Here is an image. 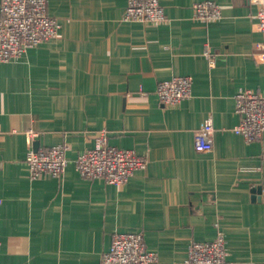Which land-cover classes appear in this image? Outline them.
Wrapping results in <instances>:
<instances>
[{
	"label": "crops",
	"instance_id": "0c3cea01",
	"mask_svg": "<svg viewBox=\"0 0 264 264\" xmlns=\"http://www.w3.org/2000/svg\"><path fill=\"white\" fill-rule=\"evenodd\" d=\"M197 1L159 0L165 20L145 23L122 19L126 0H48L58 35L0 61V264H99L114 231L142 233L150 264H188L189 243L217 230L231 264H264V134L231 129L237 91L264 95L258 4L214 0L221 16L203 21ZM175 75L192 78L190 95L162 105L157 83ZM100 128L146 160L123 185L74 168ZM29 130L35 148L64 144L61 178L28 177Z\"/></svg>",
	"mask_w": 264,
	"mask_h": 264
},
{
	"label": "built area",
	"instance_id": "2783aa9c",
	"mask_svg": "<svg viewBox=\"0 0 264 264\" xmlns=\"http://www.w3.org/2000/svg\"><path fill=\"white\" fill-rule=\"evenodd\" d=\"M258 4L256 29L263 35L255 42L257 60L264 65V0H249ZM48 0H0V61L18 58L27 48L58 35L60 23L47 12ZM196 18L209 21L221 16V8L214 0H199L192 6ZM123 20L145 23H160L165 20L159 0H126ZM209 65L213 58L208 51ZM192 78L175 75L160 80L155 88L158 101L165 106L178 103L188 97ZM234 111L238 122L232 131L245 140H258L264 134V95L250 88H240L234 96ZM215 128L210 117L194 131V148L209 150L213 144ZM25 164L28 177L39 179L50 175L61 178L68 159L62 143L46 147H33L31 140L35 132L29 130ZM74 168L86 179L101 178L106 183L123 185L137 169L146 165L143 156L133 149L120 148L108 141L107 130L95 132L90 148L73 159ZM1 203V199H0ZM157 261V254L147 249L140 232L114 231L109 248L101 254L99 264H150ZM188 264H231L227 259L225 238L217 230L211 240L191 241L187 249Z\"/></svg>",
	"mask_w": 264,
	"mask_h": 264
}]
</instances>
